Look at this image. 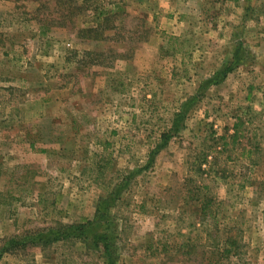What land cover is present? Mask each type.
<instances>
[{"label":"rangeland","instance_id":"rangeland-1","mask_svg":"<svg viewBox=\"0 0 264 264\" xmlns=\"http://www.w3.org/2000/svg\"><path fill=\"white\" fill-rule=\"evenodd\" d=\"M55 2L0 0V244L109 203L113 264H264V0H74L121 7L107 41L43 26ZM0 264L108 263L88 237Z\"/></svg>","mask_w":264,"mask_h":264},{"label":"trees","instance_id":"trees-1","mask_svg":"<svg viewBox=\"0 0 264 264\" xmlns=\"http://www.w3.org/2000/svg\"><path fill=\"white\" fill-rule=\"evenodd\" d=\"M58 14L53 18L48 20L39 19L40 21L45 22L43 26L49 27L52 25L68 27L70 32L74 33L79 38L90 39L94 41H107L112 40L115 30L119 29L113 23L115 21L116 10L118 11L121 7L114 6L115 8H100L99 12L94 13L90 16L88 20H84L81 17H89L87 14L83 13V2L81 4H76L74 0H56L54 3ZM97 8L95 7L94 10ZM114 9V10H112ZM65 11V12H64ZM123 12V10L121 9ZM89 15V14H88ZM80 22V24H78ZM122 36H120L121 38ZM239 48L234 50L233 56L234 59L229 65L223 64L214 74L205 78L202 83L199 84V90L205 89L210 85L218 84L221 80L225 78L228 72H230L233 67V64L237 63L236 54L238 53ZM199 94L190 97L184 103H182V110L178 111L175 114L173 119V126L171 128V133L177 131L178 122L182 119L184 114L197 99ZM171 137V134H164L161 136L160 143L154 145L153 149L150 151L149 160H152L155 153L161 149L166 142ZM113 197H109L106 202H110ZM209 202L208 200L206 201ZM206 203V204H207ZM109 204V203H108ZM106 204L102 207L100 204L97 205L95 209V214L93 220H87L83 223H73V224H58L54 227L49 228H38L31 231H26L21 234L12 235L2 240L0 244V257L4 253H14L20 249H23L27 245H34L40 248H43L45 245H48L50 242L58 240H85L88 237L91 239V243L94 246H101L108 264H113V245L109 234L105 230H97L98 222L105 218V207ZM202 206V205H201ZM205 209L202 208L201 212L204 213ZM105 215V216H104ZM97 222V224H96ZM226 240L230 245L235 244L234 240L227 238Z\"/></svg>","mask_w":264,"mask_h":264}]
</instances>
